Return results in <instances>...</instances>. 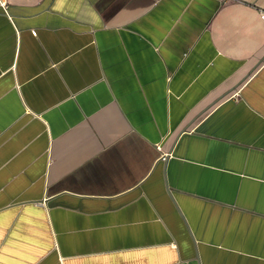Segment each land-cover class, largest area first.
Returning <instances> with one entry per match:
<instances>
[{
    "label": "crops",
    "instance_id": "0c3cea01",
    "mask_svg": "<svg viewBox=\"0 0 264 264\" xmlns=\"http://www.w3.org/2000/svg\"><path fill=\"white\" fill-rule=\"evenodd\" d=\"M263 13L0 0V264H264Z\"/></svg>",
    "mask_w": 264,
    "mask_h": 264
},
{
    "label": "built area",
    "instance_id": "2783aa9c",
    "mask_svg": "<svg viewBox=\"0 0 264 264\" xmlns=\"http://www.w3.org/2000/svg\"><path fill=\"white\" fill-rule=\"evenodd\" d=\"M4 5H6V3H4ZM262 18L264 19V13L262 14ZM168 156H169V154H168V155H167V154H164V155L162 156V159H163V160H166Z\"/></svg>",
    "mask_w": 264,
    "mask_h": 264
}]
</instances>
